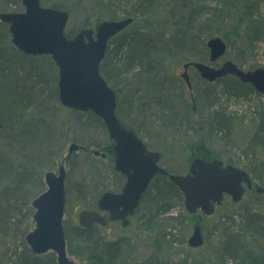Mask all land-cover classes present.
<instances>
[{"label":"rangeland","instance_id":"374dc122","mask_svg":"<svg viewBox=\"0 0 264 264\" xmlns=\"http://www.w3.org/2000/svg\"><path fill=\"white\" fill-rule=\"evenodd\" d=\"M40 3L45 7L55 4L69 11L67 34H76L83 25L94 28L100 18L101 21L133 19L126 31L111 40L103 60L104 78L116 92L118 119L149 150L161 154L163 168L172 174L185 175L192 160L204 153L210 159L245 170L253 184L262 185L252 169L254 154L249 146L252 143L259 148L254 156L258 162H264L260 148L264 137L258 132L264 120V97L257 92L240 98L223 95L224 83H207L194 69L188 70L191 84L188 89L181 78L182 66L187 62L210 65L209 52L206 48L205 59L201 48L178 53L171 38L176 31L187 35L199 33L200 39L206 35L205 43L220 37L227 45L226 53L212 66L229 60L245 71L264 69V37L244 51L242 38L233 34L240 20L264 18V0H40ZM23 10L20 0H0V13ZM179 21L183 25L177 29ZM133 31L143 35L130 46ZM122 41H126L125 45L116 55L114 51ZM147 53L149 62L143 60ZM132 55H143L136 60V69L121 70L120 64ZM169 65L178 79L172 81L176 87L173 102L167 98L172 89L159 77L161 68ZM57 85L58 69L51 58L22 54L11 43L8 25L0 21V215L6 219V224L0 225V264H22L27 250L31 251L25 236L35 227L32 201L46 190V172L56 173L60 165L66 171L63 226L67 256L74 264H89L82 237L75 230L78 212L95 209L103 192H120L125 182L124 176L114 169L112 141L103 121L95 115H79L78 111L64 108L58 99ZM215 108L228 115V133L215 129ZM71 144L81 148L66 160ZM8 188L12 193L7 197L2 192ZM154 189L151 182L127 227L109 223L106 228L107 238L131 244L132 255H128L125 264H262L264 239L252 238L241 222L244 211L257 212L264 219V200H256L255 189L246 191L237 204L226 197L211 216L200 211L189 214L183 196L157 193ZM195 225L200 226L204 243L191 248L187 242ZM224 229L241 239L238 254L230 252L227 241L224 242ZM37 256L38 264L52 261L57 264L53 252Z\"/></svg>","mask_w":264,"mask_h":264},{"label":"water","instance_id":"95a60500","mask_svg":"<svg viewBox=\"0 0 264 264\" xmlns=\"http://www.w3.org/2000/svg\"><path fill=\"white\" fill-rule=\"evenodd\" d=\"M22 12L0 13V21L8 25L11 43L24 55L49 56L58 69V99L70 110L90 112L103 121L112 141L114 169L124 176L120 192H103L96 202V209H82L78 212V226L88 229L94 225L105 227L107 223L120 222L127 227L142 196L155 176L166 177L182 194L185 210L189 214L200 211L211 216L222 205L225 197L232 203L241 202L246 190L255 189L251 176L243 169L220 160H192L185 175L170 174L160 166L161 154L149 150L143 141L125 128L116 116V93L100 73L111 38L125 30L133 19L104 20L93 29H80L68 37L66 26L70 13L64 9L42 6L40 0H20ZM209 63L187 62L181 78L191 88L188 70L194 69L207 83H214L227 76L235 77L240 83L252 88L264 97V69L245 71L232 61L215 64L226 53L227 45L220 37L206 41ZM1 126V123H0ZM71 144L68 155L79 150ZM99 155L97 151H92ZM104 158L105 155L101 154ZM64 165L58 171L46 172V190L32 201L35 227L25 236V242L34 255L53 252L57 264H74L67 256L63 226L65 210ZM191 248L204 243L199 225L193 227L188 239Z\"/></svg>","mask_w":264,"mask_h":264},{"label":"trees","instance_id":"16d2710c","mask_svg":"<svg viewBox=\"0 0 264 264\" xmlns=\"http://www.w3.org/2000/svg\"><path fill=\"white\" fill-rule=\"evenodd\" d=\"M52 7L56 9H62L61 7L55 4H53ZM128 15H131V14L129 13ZM100 19L98 20V22L101 21ZM182 25L183 24H181V21L177 22V29L181 28ZM237 25L238 27L235 29V32L233 34L235 38H242L243 42L246 45V48L244 49V51H247V49L251 48L253 46L254 41L258 40L259 38L264 37V18L259 19L258 17L256 21H251V18L248 20L242 19L239 21ZM185 26L187 27L188 25H185ZM88 27L89 26L87 25L82 26L83 29H86ZM124 31H126V29ZM179 32L180 31L178 32L176 31L175 37L180 36V38H175V37L171 38L174 44L172 42L171 43L173 44L172 46L175 49V51L179 53L184 50L187 51L189 49L194 50V48L195 49L201 48L202 53H203L202 56H204V59H205L206 58L205 38L208 36L204 35L203 38L200 39L201 36L199 35V33L193 34V32L189 30L188 32L189 33L191 32L190 33L191 35L190 34L187 35V33L179 34ZM125 34L126 33H124V35ZM133 34L135 35H131V39L129 40L130 42L128 41L130 43V46L134 45L137 41H140V37L143 35L138 31H133ZM73 35L74 33L72 32L67 34L68 37H72ZM113 38L110 39L108 47L111 45V40ZM123 42L124 41H122L121 44L118 46V49H115L114 53L116 55L120 53L122 47L125 45L126 41L124 43ZM185 45H187L188 48L185 47ZM141 56L143 55L135 56V57L134 55H132V57L128 58L126 61L120 64L121 70H125L126 72L132 69H136V64H137L136 60H139ZM145 59L147 60V62L150 61V55L148 53L147 55H144L143 60ZM159 72L162 73V75L159 74V77H162V81L167 83V85L172 89V92L170 90V92L168 93L167 98L169 97L168 99H172L171 101L173 102L175 99L173 96H175L176 87L174 85V82L172 81L177 82L178 79L176 78V75L173 76L175 73L172 70V66L171 65L165 66L161 68ZM100 73L102 77L104 78V75H106V73H105V63H103V61L100 65ZM104 79L109 85V80L107 78H104ZM168 79H170L169 83H168ZM217 82L224 83L226 85V87H224L223 92H222L223 95L234 96L235 98H240V97L246 96L249 93H255V90L252 88V86L247 85V84H242L235 77H232V76L224 77L222 79L217 80ZM207 95H210V94L207 93ZM207 95L204 96L206 102H207V99H206ZM116 100H117V95H116ZM118 104H119V101H117V105H116V115H117ZM72 111L76 112L74 110ZM76 113L79 115H87L89 117L90 116L93 117L92 116L93 114L90 112H86V113L76 112ZM213 122L215 124V129H218V130L225 129L226 133H228L229 131L228 115L225 116L221 111L217 109V111H215V117H214ZM120 123L124 127L128 128L125 124H123V122L120 121ZM259 131L260 133H262V136L264 137V120H262L260 126L258 127V132ZM249 148H251L253 152L252 154L254 155H255V152L259 149V148H256V146H253L252 143L249 146ZM260 148L262 149V152L264 153V141H262V145ZM254 155L252 156V162H253L252 169L254 173L257 175V177L259 178V181L262 182V185H257V186L260 189H264V162L262 163L260 161L258 162ZM199 157L204 159L205 161L212 160L209 158V156L205 155L204 153H200ZM152 182L154 183V187H155L154 190L157 193L165 191L168 193L172 192V194H176L177 196H179V198L182 196L181 192L173 184H171L166 177L156 176L152 180ZM11 191L12 190L8 188L4 190L2 193L3 194L5 193L6 196L8 197L9 193H12ZM254 196L256 200H260V199L264 200V192H255ZM95 201L96 199H94V203H93L94 205H95ZM6 218H7V215H6ZM241 222L244 227V230L247 232L249 231V234H251L252 238H256L258 236V238L264 239V219L263 217L261 219V216L259 215V213L251 212V211H244L242 213ZM3 224L4 225L6 224V219L4 218V216L0 215V225H3ZM107 227H108V224L106 227H100V226L94 225L88 229H84L79 226L75 228V230H77V232L82 237L81 238L82 244H83V247L85 248L84 251L86 253V258L88 259L89 264H125L129 256L132 255V251L130 250L131 244H126L124 242L122 243L121 240H113V239H109L106 237ZM223 233L225 234L224 242L227 241V245L228 247H230V252H233L234 254H238L242 247L241 239L238 237L235 238L234 236H231L229 232H226V229L223 230ZM262 254H263L262 264H264V247L262 248ZM38 260H39V257L37 255H34L31 251L27 250V256L23 257V259L20 262L22 264H38L39 262ZM51 264H55L54 261H52Z\"/></svg>","mask_w":264,"mask_h":264}]
</instances>
